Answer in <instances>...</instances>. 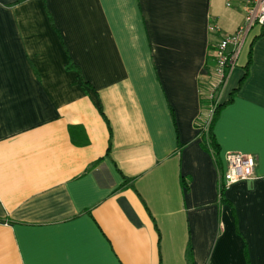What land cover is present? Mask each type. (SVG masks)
Returning <instances> with one entry per match:
<instances>
[{"label":"crops","instance_id":"crops-1","mask_svg":"<svg viewBox=\"0 0 264 264\" xmlns=\"http://www.w3.org/2000/svg\"><path fill=\"white\" fill-rule=\"evenodd\" d=\"M244 19L238 0H0V264H264V29L217 94L216 160L197 125ZM228 154L254 175L221 193Z\"/></svg>","mask_w":264,"mask_h":264},{"label":"built area","instance_id":"built-area-1","mask_svg":"<svg viewBox=\"0 0 264 264\" xmlns=\"http://www.w3.org/2000/svg\"><path fill=\"white\" fill-rule=\"evenodd\" d=\"M245 14L244 25L229 37H221L214 54V71L211 77L212 91L221 88L228 70L233 66L238 51L253 27L264 28V0H238ZM229 4H227L228 6ZM210 32H217L216 26L209 27ZM213 100V96L210 97ZM227 168L223 174L222 189L239 182L250 181L254 175L255 159L249 155L228 154Z\"/></svg>","mask_w":264,"mask_h":264},{"label":"trees","instance_id":"trees-1","mask_svg":"<svg viewBox=\"0 0 264 264\" xmlns=\"http://www.w3.org/2000/svg\"><path fill=\"white\" fill-rule=\"evenodd\" d=\"M249 63H250V60L248 61V64ZM247 69L248 68H246V71ZM212 88H213L212 84L208 83L207 86H204L203 90L201 89L202 92L204 93V95L202 94L201 96V107L203 110L209 111L210 116L207 119V121L204 120L203 125L200 126L199 137H200V146L202 147V149L205 150L206 152H209L216 160L218 158L219 149H218V146L212 134V127H213V124L216 118L218 117L219 111L229 102L219 105V104H216L214 100H211L209 98L207 91L208 90L210 91ZM221 190H222L221 191L222 193L224 189H221Z\"/></svg>","mask_w":264,"mask_h":264},{"label":"rangeland","instance_id":"rangeland-1","mask_svg":"<svg viewBox=\"0 0 264 264\" xmlns=\"http://www.w3.org/2000/svg\"><path fill=\"white\" fill-rule=\"evenodd\" d=\"M232 1H230L229 2V5H230V3H231ZM246 46V45H245ZM220 90H221V88H219L218 90H216V91H212V89L209 91H207L208 92V95H209V98L211 97V96H213V100H214V102H216V101H218V99H217V94H218V92H220ZM204 113H206V115H204ZM209 116H210V113H209V111H205V112H203L202 113V117H201V119H199L198 120V122H197V125L201 122V123H203L204 122V120H206L207 121V119L209 118ZM202 120V121H201Z\"/></svg>","mask_w":264,"mask_h":264}]
</instances>
